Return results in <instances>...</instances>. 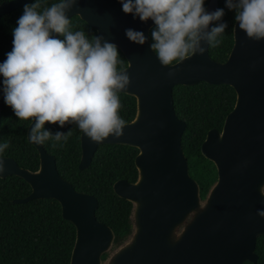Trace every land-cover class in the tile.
Segmentation results:
<instances>
[{
    "label": "water",
    "instance_id": "obj_1",
    "mask_svg": "<svg viewBox=\"0 0 264 264\" xmlns=\"http://www.w3.org/2000/svg\"><path fill=\"white\" fill-rule=\"evenodd\" d=\"M32 2L4 1L0 17ZM216 9L218 0H209L207 10ZM68 16L80 17L97 36L115 44L128 61L121 71L127 72L131 82L120 93L136 98V116L125 124L119 138L110 136L94 143L82 132L79 169L89 168L102 145L139 151L137 180L121 179L113 186L117 196L133 205L132 233L114 248L115 232L96 217L97 198L77 191L60 175L55 156L43 144L29 140L34 122L27 138L39 153V169L31 171L13 158L0 157L6 162L0 178L17 176L31 187L27 197L14 203L54 199L61 205L64 219L76 228L70 264H256L257 239L264 235V218L257 215L264 210L260 193L264 187V41L249 40L235 23L234 45L226 62L213 60L205 44L203 56L164 67L151 49L155 22L125 14L120 0H78ZM126 29L143 32L146 43L130 41ZM6 59L0 53V64ZM200 82L229 85L236 92L235 106L223 129L210 130L201 146L202 155L214 163L218 173L205 198L190 175L182 146L187 125L176 115L173 95L178 85ZM3 96L0 84V116Z\"/></svg>",
    "mask_w": 264,
    "mask_h": 264
},
{
    "label": "clouds",
    "instance_id": "obj_2",
    "mask_svg": "<svg viewBox=\"0 0 264 264\" xmlns=\"http://www.w3.org/2000/svg\"><path fill=\"white\" fill-rule=\"evenodd\" d=\"M120 3L125 14L145 23L155 22L151 49L164 67L197 54L203 56L207 51L204 45L218 46V37L228 28L222 22L224 10L209 12L205 0ZM225 3L249 40L264 41V0ZM77 4L78 0H59L43 9L42 0L25 4L13 30L12 51L0 64L5 103L19 120L34 121L28 136L34 144L42 145L49 139L66 142L72 135L71 131L53 134L45 130L46 124L60 128L75 124L94 143L124 134L126 122L119 115V93L130 86V77L118 70L120 53L115 44L103 36L89 40L83 31L70 30L68 13ZM125 34L135 44L146 43L143 32L126 29ZM8 147V142L0 144V153ZM5 171L6 162L0 159V174ZM260 193L264 195V187ZM257 215L264 218V210Z\"/></svg>",
    "mask_w": 264,
    "mask_h": 264
},
{
    "label": "trees",
    "instance_id": "obj_3",
    "mask_svg": "<svg viewBox=\"0 0 264 264\" xmlns=\"http://www.w3.org/2000/svg\"><path fill=\"white\" fill-rule=\"evenodd\" d=\"M4 1L12 0H0V4ZM58 2L59 0H42V9ZM208 4L209 0H205L206 9ZM218 8L224 10L222 22L227 23L228 28L218 37L221 43L209 47V54L213 60L224 63L234 45L236 21L235 13L227 9L225 0H218ZM23 9L24 7H21L0 17V53L6 58L12 51L13 30L23 15ZM70 20V30L83 31L89 40L97 35V31L80 17L73 16ZM155 28L156 26L152 30ZM151 42H154L152 37ZM119 53L118 70L121 71L127 68L128 61L120 50ZM3 79L1 76L2 89ZM173 95L176 115L187 125L182 146L189 162L190 175L199 183L201 196L205 198L217 181L218 173L214 163L202 155L201 146L210 130L223 129L227 115L235 106L236 92L229 85L200 82L193 86L178 85L174 88ZM119 98V115L129 123L136 116L137 100L125 93H119ZM32 122L34 121L19 120L12 108L5 103L3 96L0 144L8 142L9 147L0 153V157L13 158L19 166L37 171L40 167V156L27 138ZM45 130L53 134L58 131L72 132L66 142L49 139L43 146L47 153L55 156L58 171L64 179L77 191L97 198L99 207L96 217L113 229L115 246H119L132 233L130 216L133 205L117 196L113 186L121 179L129 182L137 180L135 158L139 151L124 145H102L95 153L89 168L80 170L82 131L78 126L67 124L60 128L58 124H46ZM30 193L31 187L23 179L17 176L0 178V264H70L76 241L75 226L64 219L61 205L54 199L32 200L25 204L14 203L15 199L27 197ZM256 253L259 257L256 264H264V235L258 237ZM106 257L107 255L103 259Z\"/></svg>",
    "mask_w": 264,
    "mask_h": 264
},
{
    "label": "rangeland",
    "instance_id": "obj_4",
    "mask_svg": "<svg viewBox=\"0 0 264 264\" xmlns=\"http://www.w3.org/2000/svg\"><path fill=\"white\" fill-rule=\"evenodd\" d=\"M114 248H116V246H114ZM112 251H114V249H113ZM112 251H111V252H112ZM111 252H110V253H111Z\"/></svg>",
    "mask_w": 264,
    "mask_h": 264
},
{
    "label": "flooded vegetation",
    "instance_id": "obj_5",
    "mask_svg": "<svg viewBox=\"0 0 264 264\" xmlns=\"http://www.w3.org/2000/svg\"><path fill=\"white\" fill-rule=\"evenodd\" d=\"M258 240V239H257Z\"/></svg>",
    "mask_w": 264,
    "mask_h": 264
}]
</instances>
